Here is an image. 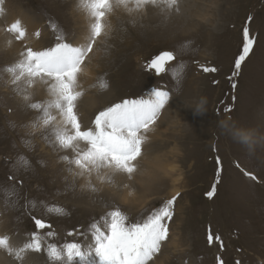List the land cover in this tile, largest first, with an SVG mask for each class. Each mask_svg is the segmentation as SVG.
<instances>
[{
  "label": "rangeland",
  "instance_id": "obj_1",
  "mask_svg": "<svg viewBox=\"0 0 264 264\" xmlns=\"http://www.w3.org/2000/svg\"><path fill=\"white\" fill-rule=\"evenodd\" d=\"M86 5L87 0H4L2 5L0 37L21 12L30 23L22 26L23 40L11 33L10 41L20 44V52L9 55L0 50V236L19 248L36 231L33 216L52 227L40 230L41 251H28L22 261L0 248V258L5 259L1 264H53L48 244L89 243V225L107 212L119 209L130 222H137L173 197L169 239L154 264H218V258L224 264L237 260L264 264V0H178L168 11L147 6L143 19L140 12L123 8L106 15L111 31L94 45L78 74L79 116L84 118L88 108L96 115L125 99H146L154 88L164 87L171 100L146 134L137 171L131 177L116 173L122 181L117 186L112 180L115 174L105 180L84 178L110 185L105 188L116 187L120 197L100 193L95 200L98 206L86 203L94 187L81 188L79 177L69 173L70 165L62 157L70 153L52 144L50 132L34 131L31 126L42 113L28 104L47 101L46 88L39 93L33 85L26 102L17 86L7 82L12 77L6 71L22 59L26 47L43 50L54 46L58 36L74 45L83 44L92 22ZM245 26L256 43L233 76ZM43 38H48L46 44ZM122 39L125 43L121 44ZM160 51H173L176 61L168 65V74L156 76L145 65ZM178 63L184 69L177 88L170 69ZM201 65L218 71L205 73ZM94 117L84 126H92ZM235 132L248 134V142ZM47 152L57 161V169ZM39 156L43 158L36 165ZM160 156L168 158L167 168L175 167L171 176L142 172L146 165L152 169ZM124 187L130 188L127 199L122 198ZM177 188L181 193L174 196ZM105 199L109 205L100 208ZM55 208L61 211H50ZM74 229L86 233L87 239L69 236ZM209 229L221 238L223 249L219 242L209 245ZM49 231L55 235L48 236Z\"/></svg>",
  "mask_w": 264,
  "mask_h": 264
},
{
  "label": "snow or ice",
  "instance_id": "obj_2",
  "mask_svg": "<svg viewBox=\"0 0 264 264\" xmlns=\"http://www.w3.org/2000/svg\"><path fill=\"white\" fill-rule=\"evenodd\" d=\"M3 2L0 0V15L3 14ZM178 0H87L88 15L92 22L89 34L83 44L74 45L66 39L57 37L54 46L43 50H33L26 47L21 53L22 59L6 71L11 74V83L23 95L27 102L30 99L28 89L33 85L45 87L49 99L45 102L29 103L28 107L42 115L32 125L33 130L43 129L50 132L54 139L51 141L59 149L69 152L62 159L70 165L68 171L74 177H84L91 180L110 179L111 175L124 173L129 177L137 171V161L143 152L146 134L151 126L159 120L162 111L171 100V93L164 87L154 88L148 98L125 99L119 103L99 111L91 122L92 126L85 127L77 111V101L82 96L78 91V74L82 70L89 54L93 52L98 40L107 38L111 28L106 20L108 13L125 9L129 13L143 11L147 6L168 11L175 8ZM251 20V17L249 18ZM7 31L15 34L17 40H23L26 32L20 21L13 22ZM39 35V33H37ZM256 40L250 35L245 26L242 33V47L235 59L233 76L241 68L250 55ZM176 61L173 51H161L146 65V70L156 75L168 74V65ZM183 63L175 64L171 75L177 88L183 78ZM205 73H215L216 67L201 65ZM106 86V85H105ZM235 87V85H233ZM198 113L202 109H196ZM230 111V109H225ZM53 112L55 114H53ZM236 136L248 142L249 136L243 132H235ZM219 159V158H217ZM27 166L28 161L20 158ZM252 180L257 177L245 172ZM9 180L13 177L9 176ZM22 183V182H21ZM213 195L212 192L209 196ZM176 197L169 199L154 208L142 220L130 222L128 217L119 209L107 212L100 221L89 225V243L64 242L62 245L50 243L47 245V255L53 264H150L161 252L162 246L169 239L168 223L173 217ZM34 206V205H33ZM50 211H61L59 208ZM36 231L31 233V239L22 247L16 248L8 237L0 236V248L6 250L17 260L22 261L28 251L39 252L42 248L40 230L52 225L46 221L32 217ZM48 236L55 235L52 231ZM69 236L79 235L87 239V234L74 229ZM207 240L209 245L219 242L221 249L224 244L219 236H214L209 229ZM218 264H224L218 258ZM236 264H240L237 260Z\"/></svg>",
  "mask_w": 264,
  "mask_h": 264
},
{
  "label": "bare ground",
  "instance_id": "obj_3",
  "mask_svg": "<svg viewBox=\"0 0 264 264\" xmlns=\"http://www.w3.org/2000/svg\"><path fill=\"white\" fill-rule=\"evenodd\" d=\"M141 13H145V14H141ZM147 12H146V10L144 9L143 11H140V19H143V18H146V16H147V14H146ZM12 16V13L10 12L9 13V19H10V17ZM72 16H73V18L74 19H77V17H76V15L75 14H73L72 13ZM18 21H20L21 22V25L22 26H25L26 24H27V26L29 25V23H30V20L26 17V15H25V13L24 12H21V13H19V18L17 19ZM65 21V20H64ZM84 19H82V25H80V28H82L81 29V31H83L84 30V27L86 26L85 24H84ZM78 23H80V22H78ZM31 25V24H30ZM67 26V25H66ZM69 26V25H68ZM30 28V27H29ZM29 28L27 27V30H29ZM25 29V28H24ZM57 31V30H56ZM54 34V33H53ZM52 35V34H51ZM50 38H51V36H50ZM12 39V34L11 33H4V36L3 37H0V50L2 49V51L3 52H5L6 54H9V55H11L12 54V52L14 53V52H20L22 49H21V47H20V44L19 43H17L16 41H14V40H12V41H10ZM47 40H48V38H43L42 39V41L44 42V44H46L47 43ZM10 41V42H9ZM120 43L122 44V43H125V41L122 39V40H120ZM17 55H20L19 53H17V54H13L12 56L14 57V56H17ZM6 78H8L9 79V77H6ZM7 82H11V80H9V81H7ZM11 86H15L16 87V85H14V84H12ZM38 87V92L39 93H42L43 92V89L45 88V87H41V86H39V85H37ZM10 89V88H9ZM11 90V89H10ZM28 90H33V86H31ZM6 92L8 91V89H6L5 90ZM15 91V90H14ZM1 93V92H0ZM46 95L45 96H48V92H47V90H46ZM34 99V98H33ZM46 99V98H45ZM95 99H97V97H95L94 98V100ZM19 100V99H18ZM25 109H27V108H25ZM31 109V108H30ZM29 109V110H30ZM35 115V114H34ZM85 115V117L84 118H82L81 116H80V118H81V121H82V124L84 125V124H87V123H89V119H92L91 118V116L92 117H94L95 116V114H94V109H91V108H88L87 109V112L84 114ZM33 118V117H32ZM29 120V119H28ZM21 125V124H20ZM32 126V125H31ZM30 126V127H31ZM19 130V129H18ZM21 132V131H20ZM25 132V131H24ZM32 132V131H31ZM30 132V133H31ZM27 135V134H26ZM48 135V134H47ZM37 137V136H36ZM19 139V138H18ZM17 139V140H18ZM22 140V139H21ZM19 141V140H18ZM53 144V143H52ZM55 146V145H54ZM45 149V148H44ZM41 153V152H40ZM43 154H45L44 153V150H43ZM48 156H49V158H50V160H51V162L53 163V165L55 166V168H53V169H57L58 168V165H57V161L56 160H53L52 159V155L50 154V153H46ZM46 155V156H47ZM43 158V156H39V157H37L36 158V165H37V163L39 162V160H41ZM154 161H155V163L154 164H152V166H151V168L152 169H149V166H147L146 165V167L142 170V172L143 173H145L146 175H150V174H154V175H156L157 173H163V174H165L166 176H171L172 175V173L173 172H175V167H170V168H167V161H168V158H166V157H162V156H160V157H157L156 159H154ZM64 170V169H63ZM65 171V170H64ZM39 172V171H38ZM68 175V174H67ZM66 175V176H67ZM70 175V174H69ZM121 178V174H115L114 175V178H112V180L114 181L113 183L116 185H118L119 183L120 184H122V181H120V178ZM48 179H49V177H47ZM79 181H81V188H84V189H91V187L93 186L94 187V194L93 195H91L90 194V197H89V201L88 202H86L87 204H93V205H95V206H98L97 205V202H95V200H97V199H99L98 197H97V195L98 194H103V196L104 195H112V196H119V194H118V192H116V187H109V188H105L106 187V185H109V184H102V183H100V182H98V180H96V179H94V180H92L91 182H87V181H85V179H84V177H81V179H80V177H79ZM176 181H178V179H176ZM116 185V186H117ZM110 186V185H109ZM129 187H124L123 188V194H122V198H124V199H127V197L129 196V194H128V191H129ZM174 193H173V195L175 196V195H177L178 193H181V189H179V188H177V189H174V191H173ZM96 194V195H95ZM100 197V196H99ZM120 197V196H119ZM76 198V197H75ZM101 198V197H100ZM75 201V200H74ZM82 202L84 203V199L82 200ZM81 202V203H82ZM109 203H110V201H108L107 199H105V202H104V204L100 207V208H103V207H107L108 205H109ZM4 257H1L0 258V264H1V261L2 260H5V259H3ZM155 264H159L158 262H155Z\"/></svg>",
  "mask_w": 264,
  "mask_h": 264
},
{
  "label": "water",
  "instance_id": "obj_4",
  "mask_svg": "<svg viewBox=\"0 0 264 264\" xmlns=\"http://www.w3.org/2000/svg\"><path fill=\"white\" fill-rule=\"evenodd\" d=\"M160 52H161V51H160ZM160 52H159V53H160ZM159 53H158V54H159ZM158 54H157V55H158ZM154 57H155V56H154ZM154 57H153V58H154ZM155 75H156V74H155ZM156 76H158V75H156Z\"/></svg>",
  "mask_w": 264,
  "mask_h": 264
}]
</instances>
